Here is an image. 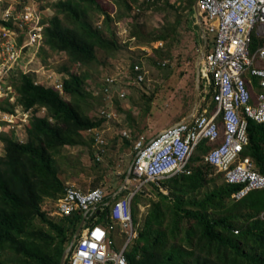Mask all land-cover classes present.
Returning <instances> with one entry per match:
<instances>
[{
    "label": "trees",
    "instance_id": "16d2710c",
    "mask_svg": "<svg viewBox=\"0 0 264 264\" xmlns=\"http://www.w3.org/2000/svg\"><path fill=\"white\" fill-rule=\"evenodd\" d=\"M114 1L119 8L118 20L128 17L132 3L139 2ZM161 1L143 0L141 8L148 10ZM179 2L189 16L196 18L194 7L197 0ZM166 5L171 12H176L175 4L167 0ZM52 7L55 15L43 21L46 24L43 38L47 50L43 48L40 53L65 55L68 63L60 71L67 78L63 80L62 93L54 87L37 84L35 73L18 71L19 76L14 79L12 87L17 94L16 105L25 111L32 110L33 114L26 128V142L0 134L5 152L0 157V264H5L1 257L7 251L22 259L17 264L62 263L84 216L81 211H76L70 216L51 217L44 211L42 203L46 199L58 201L65 193L66 184L60 178L58 168L63 149L86 145L83 133L102 129L107 121L97 115L90 117L89 99L94 95L87 87L89 73L71 70L76 66L90 68L99 63L98 51L111 55L120 49L115 33L108 37L102 29L93 27L89 11L100 10L106 22L114 20L100 8L97 0H60ZM0 25L13 28L12 24L1 20ZM180 25L178 19L152 38L141 36L140 28L129 34L130 38L139 37L148 43H165L170 39L172 45L178 38ZM258 46L256 40L253 51ZM154 52L167 58L164 48ZM136 64L142 63L139 61L132 65L133 78L136 76ZM10 77L15 78L14 73ZM254 83L257 86V80ZM102 88L101 84L99 92ZM100 97L104 101L103 96ZM116 98L114 103L120 106V100ZM14 108L15 105L7 103L6 107H0V111L12 114ZM41 109H45L47 115ZM215 109L216 104L212 103L210 112ZM248 136L249 144L243 156L250 158L255 169L264 175V125L250 120ZM130 139L123 137L125 146L133 145L139 137L132 142ZM91 142L94 144L93 138ZM211 148L208 141H203L190 159V173H179L162 181L161 188L164 186L168 194L155 183H147L134 196L132 214L138 225V237L126 252L128 264H264V218L261 217L264 213V190L251 191L243 199L235 200L232 196L243 186L228 184L220 174L223 182L203 192L219 179L214 178L215 167L205 161ZM94 185L96 189L98 182ZM147 186L155 191V198L145 204L147 212L140 220L137 218V206L142 203L143 190ZM118 192L106 194V201L111 204L97 215L96 220L97 225L108 231L116 247L122 245L124 236L112 219L111 206L126 196L128 189Z\"/></svg>",
    "mask_w": 264,
    "mask_h": 264
},
{
    "label": "built area",
    "instance_id": "2783aa9c",
    "mask_svg": "<svg viewBox=\"0 0 264 264\" xmlns=\"http://www.w3.org/2000/svg\"><path fill=\"white\" fill-rule=\"evenodd\" d=\"M16 1V6L13 0L7 1L0 15L2 22L13 25V28L0 25V94L3 79L16 71L27 72L24 65L27 54L44 47L46 24L41 18V7L49 1ZM197 7L205 43L200 78L209 88L216 109L210 112L209 107L196 108L189 119L151 138L140 137L135 141V156L128 176L131 181L124 187L128 193L111 206L112 219L124 236L121 246L116 247L108 231L96 224L97 215L111 204L106 201L105 191L102 188L83 191L73 184L66 185L52 216H70L76 211L84 216L79 233L71 243L67 264H128L126 252L138 237V225L132 214L134 196L147 183H155L163 191V180L190 173V159L203 141L212 146L205 161L215 167L228 184L243 186L233 199L241 200L251 191L264 190V175L255 169L250 158L243 156L249 144V121L264 125V0H197ZM256 40L259 46L253 51ZM151 48L153 51L163 49L164 42L151 43ZM52 73L56 74L51 72L46 77L52 81L50 85L48 80L47 85L39 80L36 83L62 93L63 80L53 78ZM134 73L136 76L130 85L145 81L142 64L134 66ZM118 84L119 80L111 76L103 81L100 93L106 103L113 104L114 98L126 97V93L117 92ZM20 110L12 114L0 112V131L1 123L15 130L20 128L16 134L23 142L22 135L27 134L33 113ZM98 116L112 121L117 114L101 108ZM20 130L22 134L18 133ZM87 133L97 146V158H101L106 146L104 131L94 129ZM122 136L131 138L127 130H123ZM261 217L264 218V213Z\"/></svg>",
    "mask_w": 264,
    "mask_h": 264
},
{
    "label": "rangeland",
    "instance_id": "374dc122",
    "mask_svg": "<svg viewBox=\"0 0 264 264\" xmlns=\"http://www.w3.org/2000/svg\"><path fill=\"white\" fill-rule=\"evenodd\" d=\"M48 1L53 6L60 0ZM97 1L100 8L107 12L114 21L106 22V17L101 14L100 10L91 9L89 11L90 22L93 27L102 29L101 31H104L108 37L115 33L120 49L111 55L98 51L99 63L90 68L76 66L71 72H88L90 75L87 87L94 95V98L89 99L90 117L96 115L99 117L101 108L113 110L117 117L115 120L106 121L102 126L106 146L101 158H97L94 154L97 146L91 142L90 134L83 133L84 139L87 141L86 145L64 148L63 156L58 161V168L61 171L60 178L66 185L68 183L73 184L77 188L87 191L94 189V184L98 182L96 188H102L105 194L110 195L114 191L123 190L131 181V176L128 178V175L135 156L134 144L125 146L124 136H122L123 130L130 133L131 142L138 137L151 138L163 129L188 119L193 115L196 108L202 110L209 107L211 109L212 101L211 97L208 96L211 92L209 88L205 87L204 80L200 78L197 82L198 63L205 48L203 37L198 28L199 25L201 26V22L198 17L189 16L188 11L182 8L184 5L179 0H169L170 4L176 5V12L169 10L168 5H166L167 0L161 1L158 6H153L148 10L141 8L143 0H139L138 4L132 3V11L128 17L119 20L117 19L119 8L114 0ZM16 3L18 1L13 0V5L16 6ZM52 6L51 9L42 13L43 21H48L55 15V9ZM162 9H167V11ZM1 11L2 5L0 6V13ZM178 19L181 21V25L177 40H174L172 45L170 39L164 43V52L167 53V58H162L155 53L151 48V43L145 42L139 37L130 38L131 31L136 32L139 28L142 31L141 36L145 38L155 37L163 27L176 23ZM44 49L47 48L44 46ZM37 55L39 56V54ZM43 55L44 63L41 62V64L48 69L46 74L49 71L50 73L56 72L58 76L52 73L53 78L56 77V79L61 80L67 78L60 71L68 63L64 56H56L51 52H43ZM50 57L52 59H49ZM139 61L146 71L145 81L141 84L130 85L129 83L133 79L131 67ZM201 64L200 62V66ZM18 76L19 73L16 71L14 72L15 78L5 77L3 79L0 107H6V104L10 103L15 105L14 110H20L21 107L16 105L17 94L12 87ZM109 76L119 80L117 92L126 93L125 98H119L120 106L115 105L114 102L113 104L106 103L100 97L102 96L99 92L100 85ZM45 77L47 76L45 75ZM37 80L42 81V79ZM47 80L42 82L47 85ZM51 83L52 81L48 80V85ZM41 111L47 115L46 110L41 109ZM1 124L0 134L9 137L14 136L20 141L16 134L20 128L15 130L10 126L7 127L4 123ZM18 133L22 134V131L20 130ZM22 139L23 142L27 141L25 134L22 135ZM4 154V144L0 141V157H3ZM214 178H217V182L207 186L203 192L212 190L216 185L223 182V178L217 171H215ZM162 189L164 193L168 194L164 186ZM144 191L142 203L137 206L139 210L137 218L140 220L147 212L145 204L155 198V191L152 190L151 186L145 187ZM57 203L58 201L46 199L42 206L44 211L52 217ZM1 260L5 264L22 262L20 257L8 251L3 253Z\"/></svg>",
    "mask_w": 264,
    "mask_h": 264
},
{
    "label": "crops",
    "instance_id": "0c3cea01",
    "mask_svg": "<svg viewBox=\"0 0 264 264\" xmlns=\"http://www.w3.org/2000/svg\"><path fill=\"white\" fill-rule=\"evenodd\" d=\"M7 1L9 2L10 0H2V1L0 0V6L2 5V11H1V13L6 8ZM51 6L52 5L50 3H48V4H46V5H44V6L41 7V11L42 12H46L49 9H51ZM1 13H0V15H1ZM43 48L44 47L41 48V51H42ZM37 54H39V56ZM49 59H52V58L50 57ZM62 60H64V59H62ZM41 62L44 63V61H43V55L40 52H38L37 50H33V51L29 52L27 54V56L25 57L24 65H25V68H26L27 72L35 73L37 79H42V81H45L46 80L45 75L47 76L48 73L46 74V72H47L48 69L45 68V65H42ZM49 73H50V71H49ZM163 130H165V129H163ZM25 135H26V138H27L28 135L27 134H25Z\"/></svg>",
    "mask_w": 264,
    "mask_h": 264
},
{
    "label": "water",
    "instance_id": "95a60500",
    "mask_svg": "<svg viewBox=\"0 0 264 264\" xmlns=\"http://www.w3.org/2000/svg\"><path fill=\"white\" fill-rule=\"evenodd\" d=\"M195 14H196V17H198L199 21H200V14H199V11H198V7H197V3L195 5ZM204 49L202 51V56L200 57V61L198 63V75H197V82H199L200 80V62L202 61L201 59L203 58V55H204ZM129 176V175H128ZM79 233V230L77 231L76 235L77 236ZM71 246V245H70ZM69 252H70V247L65 251L64 255H63V258H62V263L61 264H66V260L68 259V256H69Z\"/></svg>",
    "mask_w": 264,
    "mask_h": 264
}]
</instances>
